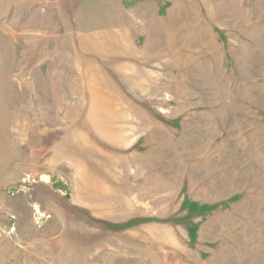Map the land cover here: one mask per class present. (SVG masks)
Segmentation results:
<instances>
[{
  "label": "rangeland",
  "instance_id": "374dc122",
  "mask_svg": "<svg viewBox=\"0 0 264 264\" xmlns=\"http://www.w3.org/2000/svg\"><path fill=\"white\" fill-rule=\"evenodd\" d=\"M0 264H264V0H0Z\"/></svg>",
  "mask_w": 264,
  "mask_h": 264
}]
</instances>
